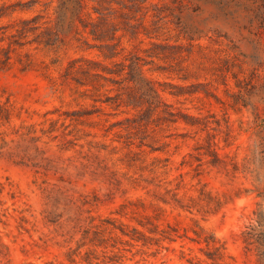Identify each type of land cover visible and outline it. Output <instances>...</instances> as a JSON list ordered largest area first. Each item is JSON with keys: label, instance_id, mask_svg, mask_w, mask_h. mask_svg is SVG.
Here are the masks:
<instances>
[{"label": "rangeland", "instance_id": "374dc122", "mask_svg": "<svg viewBox=\"0 0 264 264\" xmlns=\"http://www.w3.org/2000/svg\"><path fill=\"white\" fill-rule=\"evenodd\" d=\"M2 4L0 264H207L193 230L224 242L232 264H258L241 232L264 200L244 193L254 182L241 163L262 176L264 142L251 108H232L233 64L184 50L189 38L234 47L264 112L262 1L153 0L143 15L152 40L113 62L92 37L81 51L54 35L55 0ZM79 57L84 72L73 71ZM211 148L222 161L210 162Z\"/></svg>", "mask_w": 264, "mask_h": 264}, {"label": "trees", "instance_id": "16d2710c", "mask_svg": "<svg viewBox=\"0 0 264 264\" xmlns=\"http://www.w3.org/2000/svg\"><path fill=\"white\" fill-rule=\"evenodd\" d=\"M55 1L57 6L55 9V21L53 26L54 35H56L61 41H66L71 38L76 39L80 43L79 49L81 51H86V49L92 48V46H89V42L87 41L88 37H92L94 41L98 42L95 46L97 47L103 60H110L113 62L115 59L120 58L121 55L123 56L124 52L127 50V45L135 43L142 44L145 39H149L151 41L153 38L150 36L152 32H150L146 27L145 18L143 17L144 10L153 0H91L96 2V5L93 6L91 10L87 9V0ZM261 1L264 8V0ZM2 9H8V7L5 6V4H2L0 10ZM3 15L4 14H0V18L3 17ZM257 19L260 21L259 28H261V30L262 28L264 29V12L257 16ZM32 21L35 25L36 22H34V17L32 20H21L20 22L22 24H29ZM97 22L102 23V28L105 29L103 30L99 28ZM30 28L31 26H29V29ZM15 31L17 34L25 32H22L19 29H16ZM60 34H62L63 37H60ZM73 34L77 35L76 38ZM189 40L190 43L184 50L187 55H192L193 52H199L204 57L209 59H215L226 64H233L231 75L234 82L232 93L234 104L232 105V108L234 110L239 107L251 108L253 121L250 129H252L257 137L262 141L260 143L262 145L264 142V112H262L259 108L257 104L258 102L254 101V95L248 88V86H250V82H248L249 79H247L246 76V61L240 57L239 53H236L234 47L228 48V50L210 49L198 42L194 43V38H189ZM164 41H167V39ZM151 44L155 45V42H151ZM86 60L87 59H85V57H79L71 60V62L75 64L73 71H86L84 66V62ZM117 61H119V64H123V61ZM122 66H124V64ZM129 68L130 71L136 70L135 72H137L141 80L151 82L144 76L141 66L138 63L131 62ZM93 71V75L99 77L103 76V73L116 74L118 76L121 75L119 72L109 70L96 69ZM121 71H124V68H122ZM182 79L188 80L189 78L188 76H185V78ZM223 84L227 85L226 83ZM151 90L157 97H160L158 91L153 87V85H151ZM186 117L193 120L198 119L197 117L191 115H187ZM183 121L186 125H195L194 123L188 122L186 119ZM214 145L217 146L216 144ZM229 145L230 144H227V146ZM263 146L264 145H262V147ZM207 153L211 157V163L222 161L220 153L216 148H211L209 151L207 150ZM238 166H240L238 161L233 159V169H239ZM241 166L244 173H250L254 182V187L252 189H245L244 193H255L257 197H261L264 200V174L259 176L257 172L250 169L249 161L245 158L243 159ZM259 167L264 168V158L260 161ZM254 215L256 217V223L246 226L245 230L241 232V242L246 248L254 251L258 264H264L263 204H258L257 210L254 211ZM193 231L200 241L201 239L203 240L207 247V250L204 252L207 264H232L226 254L224 242L212 236H201L198 230Z\"/></svg>", "mask_w": 264, "mask_h": 264}]
</instances>
